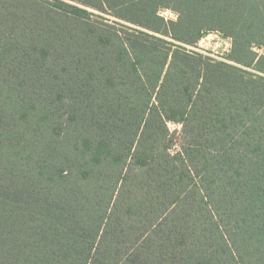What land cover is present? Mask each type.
<instances>
[{
	"label": "trees",
	"instance_id": "16d2710c",
	"mask_svg": "<svg viewBox=\"0 0 264 264\" xmlns=\"http://www.w3.org/2000/svg\"><path fill=\"white\" fill-rule=\"evenodd\" d=\"M257 48L264 0H0V264H264Z\"/></svg>",
	"mask_w": 264,
	"mask_h": 264
},
{
	"label": "rangeland",
	"instance_id": "374dc122",
	"mask_svg": "<svg viewBox=\"0 0 264 264\" xmlns=\"http://www.w3.org/2000/svg\"><path fill=\"white\" fill-rule=\"evenodd\" d=\"M46 1H53V0H46ZM64 1H69V0H64ZM74 4H78L79 6L83 8H87L93 12L91 15L92 19L95 21H99L102 23H109L111 25H116L118 28H125L124 25H128L130 27H137V25H134L133 23L126 22L120 18H117L113 16L112 14L106 13V12H101L96 9L87 7L83 5L80 2H73ZM161 15L164 16L166 19H176L177 15L171 10H166L162 9L160 11ZM232 46V41L230 38L225 37L221 33L217 31H212L207 33L201 40L200 42L195 45V46H188V48L191 51H196L203 53L205 55H208L210 57L216 58V59H222L226 60V57L228 53L230 52ZM257 51L259 53H264V48H257ZM171 130H180L181 125L176 124V123H170L169 124Z\"/></svg>",
	"mask_w": 264,
	"mask_h": 264
}]
</instances>
